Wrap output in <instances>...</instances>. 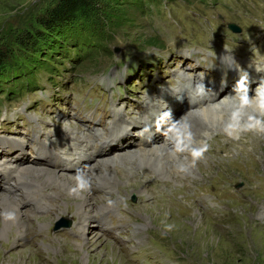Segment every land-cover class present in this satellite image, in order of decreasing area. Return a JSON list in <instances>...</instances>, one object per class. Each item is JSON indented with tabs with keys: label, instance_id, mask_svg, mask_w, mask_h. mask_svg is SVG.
Listing matches in <instances>:
<instances>
[{
	"label": "rangeland",
	"instance_id": "rangeland-1",
	"mask_svg": "<svg viewBox=\"0 0 264 264\" xmlns=\"http://www.w3.org/2000/svg\"><path fill=\"white\" fill-rule=\"evenodd\" d=\"M54 1L0 0V40L13 41L16 63L36 68L32 75L29 70L23 71L15 81L1 83L0 80V85L3 84L4 88L16 86L21 94L28 90L37 91L33 102L36 110L31 112L34 116L39 111L47 116L49 109L63 111L56 109H62L68 100L70 106L74 103L78 107L83 96H87L89 101V95L93 90L94 95L97 87L108 89L124 84L122 76L127 78L129 91L138 97L146 83L140 69L142 64L153 59L156 52L167 48L175 52L176 49L171 48L175 40L176 46L181 48L193 45L181 42L183 39L195 44L204 43V46L211 41L212 47L218 46L222 40L219 31L226 30L227 22L247 28L250 24L258 23L257 18L264 14V0H99L90 23L87 19L78 18L76 23L79 26L87 23L89 28L95 29L102 16L111 12L117 13L119 18L108 24V30L112 32L107 45L111 54L92 51L91 55V51L83 49L76 53L70 42L66 44V49L56 50L60 40L56 41L54 34L43 31L35 24V17ZM35 30L40 34L42 32V35H37ZM51 40L56 46L53 47L55 51L48 45ZM152 41L158 44H152ZM229 41L233 45L239 39L232 34ZM248 41L251 42V39ZM160 43L162 45L159 46ZM248 45L243 41L232 51L244 56ZM115 47L120 51L118 56ZM72 50L75 52L71 53ZM77 54L80 58L74 61L72 58ZM133 80L135 83L132 85ZM21 94L12 96L0 92V114L6 107L20 111L26 104L29 105ZM115 100V95L111 94L99 107L106 103L111 116L115 117L120 111L123 117V112L127 113L130 108L121 103L111 108L110 102ZM101 101L102 95L97 96L93 108ZM65 106L66 111L68 105ZM249 110L255 109L250 105L242 112ZM26 111L29 114V108ZM96 111L93 109L94 113ZM224 113H220L222 119H226ZM62 119L63 128L77 124L72 122L71 117L66 119L63 116ZM18 123L29 132L26 120H19ZM108 123L111 124L110 121ZM86 124L98 129V132L104 127L99 123ZM165 125L174 126L171 123ZM183 125L187 127L188 121H183ZM191 126L197 128L198 125L192 123ZM37 128L33 125L32 129ZM80 128H85V125ZM121 131L122 127L109 125L107 136H116ZM172 134L177 138L175 147L182 151L186 137ZM201 135L202 132L186 134L195 140L194 143L206 142L198 147L206 149L203 155L194 159L189 150L182 155L194 170L200 172L199 175L194 176L188 168L180 175L168 174L171 179L157 178L152 168L133 166L135 161H126L133 151L116 155L122 159L118 164L126 169L120 175L116 164H111L116 157L109 161L101 160L95 165L94 172L91 168L84 174L92 173V181L100 176L98 184L111 183L108 186L109 195L95 193L96 201L108 200L112 205H129L133 195L137 198V205L132 203L129 207L127 223L114 237L103 235L94 224L93 227H86L84 238L87 236L89 240L86 243L85 239L71 240L52 231L51 225L60 212L63 215L69 211L73 215L76 211L74 202L70 201L66 192H59L62 198L60 202L56 190L53 193L54 212L41 215L27 210L19 201H13L16 210L23 208L27 214L23 226L8 224V239L0 238V264H264V134L262 137L257 132L245 131L239 135H244L240 145L235 143L240 140L225 135H221L219 141H213L211 137L199 138L203 137ZM32 139L39 140L34 134ZM108 168L116 179L111 180L106 175L104 169ZM239 182L243 185L235 188ZM112 186L120 192L112 194ZM123 186L128 187L125 192L119 190ZM89 190L87 188L85 193ZM78 214L85 215L81 212ZM92 235L96 238L92 239Z\"/></svg>",
	"mask_w": 264,
	"mask_h": 264
},
{
	"label": "bare ground",
	"instance_id": "bare-ground-1",
	"mask_svg": "<svg viewBox=\"0 0 264 264\" xmlns=\"http://www.w3.org/2000/svg\"><path fill=\"white\" fill-rule=\"evenodd\" d=\"M219 92L220 91L215 92L214 95L210 96L203 103H200V107H201V109H199L200 111L199 110H192V111H188L187 113H182L181 116L176 117L175 121H174L175 122L174 126H171L170 129H167L165 126H163L164 124H162V125L156 124L155 126H153V124H149L151 126L150 129L154 130L153 135L151 137V141H148L147 137L141 141L134 140L130 135V128H126L125 129L126 131L123 134H121L120 136L113 138V139L106 140L104 143H102L100 148L98 150L95 149L94 152L98 151L100 154H103V155H105L107 153V155L104 157L99 156L100 158L97 160V162L94 165H92L91 167H89L88 170H84L85 172L82 173V175L84 176V174L87 171H89L91 168H92L91 170H93L92 172H94V170L96 168L95 165L98 164L101 160L102 161H109V160H111V158L116 157L117 154H121V153H125V152H131V151H133V152H131V156L126 161H130V162L135 161L136 164H134L133 166H138V167L147 166V167L152 168L155 171V176L157 178L165 179V180L171 179L168 176V174L180 175L183 171L187 170L188 168L191 170L190 172H192V174H194V176L196 174L199 175L200 172L198 170H194V167L190 166V163L187 160H185V156L179 155V152L177 150H174V149L171 150L167 146V145H169L168 139L172 140V138H176L172 134V132L175 135H179V136L184 137V138L187 137L186 136L187 133H189L191 135H195L198 132H202L203 135H201V136H203V137H199V138H206V137L213 136L217 133H223V134L228 135L230 138L242 139L243 136L239 137V135L244 134V132H245L244 128L246 127V125L248 123V121L246 119L247 115L240 112V110L236 109V107L234 105L232 106L231 104L226 103V102H215L214 100L217 98ZM203 104H205V107H202ZM250 104L254 107L255 101H251ZM178 110L181 111V108H178ZM197 111H199V112H197ZM217 111H219V112H217ZM221 111L227 113L226 119L221 118V114H220ZM145 113H146L147 121H150L152 118L154 121H156L153 113L151 115L149 112H147V110ZM237 113H239V114L237 115ZM192 118L196 119V120H190ZM183 121H188L189 125L187 127L184 126ZM192 123L197 124L198 125L197 128H192V126H191ZM127 124L129 126H131V128H136V126H137V122L135 120H131ZM171 130H172V132H171ZM76 132H78L76 129H73L71 131V133H73V134ZM81 132H82V135H84V132L83 131H81ZM142 132H145V130ZM199 135H200V133H199ZM260 135L263 137V134H260ZM73 136L75 138L77 135H73ZM68 138L70 139V137H68ZM154 139H156V140L163 139L165 141L166 145L156 144L154 142ZM146 143L150 146L146 147ZM195 144H199V145L196 146ZM205 144H206L205 142H203V143L192 142L191 143L192 151L195 149H198V147H201L202 145H205ZM68 145H69V143H68ZM134 145H137L138 148H134L131 150H124V149H126L128 147H132ZM79 160H80V157H78L75 162H78ZM121 160L122 159H120L119 156L116 158H113V160L111 161V164H113L112 166H114V163L115 164L120 163ZM106 165L109 166L108 164H106ZM130 165H131V163H130ZM158 166L165 167V168H160ZM21 169L24 171V178L32 181L33 183H35L40 188H44V187H48V186H52V185L57 186L59 191H58V194L56 195V197L58 198V200L60 202H62V198H61L59 192L60 191L66 192L67 196L70 197V201H72V203L74 202V204H75V207H76L75 213L81 212V213L87 215L89 227H93V219H91L92 217L90 218L91 213H94L95 211H97L99 209H106V208L112 206L111 202L108 200H106V201L97 200L96 201L94 198V190H93L94 186H100V185H105V186H109V187L111 186L110 185L111 183H109V182L108 183L102 182L101 184H98L100 181L99 180L100 176H99V178L95 177L94 181H92L91 180L93 178L92 173L89 175L86 174L87 176H84V178L88 181V187L87 188L90 189L89 192L85 193V191H87V188H86L83 191H79L75 194L70 195V190L72 188L76 187V179L72 178V177H76V176L63 174V173L58 172L54 169L37 167V166H32V165H25V166L21 167ZM47 169L54 170L55 172L54 171H48ZM104 170H106V172H107L106 175H108L111 180L116 179L115 174L113 173V171L110 168L104 169ZM61 174H63V175H61ZM64 175H66V176H64ZM1 187H2V185L0 184V188ZM112 187L110 189L112 194L116 195L120 192V191H117L116 188H114V187L112 188ZM118 188H120L119 185H118ZM127 189H128L127 186H125V187L123 186L119 190H121V192L122 191L125 192L124 190H127ZM0 196H2L0 198L1 199L0 200V208L2 209V211L0 209V213H3V212L14 213V219L8 220V221L4 220L3 217L0 216V219H1L0 238L8 239L7 238L8 224H11V226L18 224L17 225L18 227L23 226L24 222H25V216L27 214V211L23 208H19L17 210L15 209V207L13 205V201L17 202V201H19L18 199L12 198V197L5 195V194H0ZM98 202H101V204ZM54 205H55V203L52 205L53 208H54ZM54 210H53V212H54ZM56 214H57V212H56ZM60 215H62L61 212H60ZM56 217H58V216H56ZM9 227H10V225H9ZM41 227H42V225H41ZM13 229H14V227H13ZM91 238L95 239L96 236L92 235ZM85 241L86 242L89 241L87 239V236H86V239L84 240V242Z\"/></svg>",
	"mask_w": 264,
	"mask_h": 264
},
{
	"label": "trees",
	"instance_id": "trees-1",
	"mask_svg": "<svg viewBox=\"0 0 264 264\" xmlns=\"http://www.w3.org/2000/svg\"><path fill=\"white\" fill-rule=\"evenodd\" d=\"M99 0H55L51 6L46 8L42 13L35 17V24L39 25L45 32H51L55 40H60L59 46L66 47L70 42L74 46L76 53L81 49L86 51H104V54H111L108 40L111 38L112 32L109 31V23L118 21L119 15L117 13H108L103 15L99 25L89 28L88 24L78 25L76 19H87L90 23L91 15L95 12L96 5ZM118 23V22H117ZM53 30L55 33H52ZM37 35H42V32L35 30ZM56 35V36H55ZM13 40V38L11 39ZM13 41L0 40V77L2 79H9L13 73H21L27 69L24 63H16L13 58ZM152 44H158L157 41H152ZM61 44V45H60ZM49 47L54 46V41L48 42ZM162 43L159 44V46ZM66 49V48H64ZM94 53V52H93Z\"/></svg>",
	"mask_w": 264,
	"mask_h": 264
},
{
	"label": "clouds",
	"instance_id": "clouds-1",
	"mask_svg": "<svg viewBox=\"0 0 264 264\" xmlns=\"http://www.w3.org/2000/svg\"><path fill=\"white\" fill-rule=\"evenodd\" d=\"M247 77L242 76L240 81L238 82L236 86L237 95L239 94L240 88L242 85L246 83ZM200 89H204L203 84L198 86ZM241 103L244 107V109H249L250 102L255 101L254 109L256 114L255 115H248L246 117L248 123L246 127L244 128L245 131H251V132H257L260 134H264V85H261L257 88L256 94L254 97H249L248 93L244 96L240 97ZM239 113H237L238 115ZM206 149H195L192 152V155L195 158H199L203 155V151ZM76 187L72 188L70 190V195L75 194L79 191H83L88 187V181L84 178V176L78 172L76 174ZM0 216L3 217L4 220H12L14 219V213L11 212H3L0 213Z\"/></svg>",
	"mask_w": 264,
	"mask_h": 264
},
{
	"label": "water",
	"instance_id": "water-1",
	"mask_svg": "<svg viewBox=\"0 0 264 264\" xmlns=\"http://www.w3.org/2000/svg\"><path fill=\"white\" fill-rule=\"evenodd\" d=\"M228 26H229V27H230V29H232L233 31H236V30L238 29V27H235V25H234V24H229ZM115 51H116V52H118V51H119V49H117V48L115 47Z\"/></svg>",
	"mask_w": 264,
	"mask_h": 264
}]
</instances>
